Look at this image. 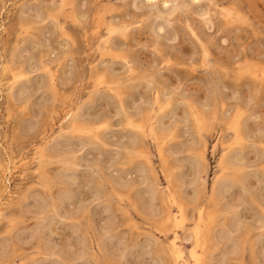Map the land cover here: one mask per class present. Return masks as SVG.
<instances>
[{
  "label": "rangeland",
  "instance_id": "obj_1",
  "mask_svg": "<svg viewBox=\"0 0 264 264\" xmlns=\"http://www.w3.org/2000/svg\"><path fill=\"white\" fill-rule=\"evenodd\" d=\"M0 264H264V0H0Z\"/></svg>",
  "mask_w": 264,
  "mask_h": 264
},
{
  "label": "bare ground",
  "instance_id": "obj_2",
  "mask_svg": "<svg viewBox=\"0 0 264 264\" xmlns=\"http://www.w3.org/2000/svg\"><path fill=\"white\" fill-rule=\"evenodd\" d=\"M74 118H77V117H74ZM75 121V120H74ZM132 121V120H131ZM78 122H79V120H78ZM95 123V122H94ZM77 125V124H76ZM80 125V124H79ZM83 125V124H82ZM78 126V125H77ZM226 156V155H225ZM230 156V155H229ZM72 159V158H71ZM36 162V161H35ZM71 163V162H70ZM230 166V165H229ZM205 168V167H204ZM9 171V170H8ZM222 180V179H221ZM217 183V182H216ZM216 183H215V185H216ZM220 183V182H219ZM223 183V182H222ZM199 184V183H198ZM221 184V183H220ZM222 186V185H221ZM219 187V186H218ZM216 188V187H215ZM214 188V189H215ZM235 228V227H234ZM207 251V250H206ZM183 257V256H182ZM195 260H197L196 259V257H195V254H193V256H192Z\"/></svg>",
  "mask_w": 264,
  "mask_h": 264
}]
</instances>
